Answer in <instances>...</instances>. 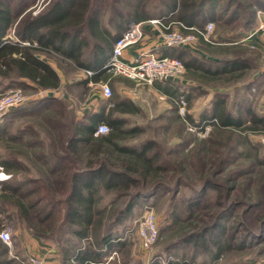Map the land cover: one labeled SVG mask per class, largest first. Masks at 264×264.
<instances>
[{
    "label": "trees",
    "instance_id": "16d2710c",
    "mask_svg": "<svg viewBox=\"0 0 264 264\" xmlns=\"http://www.w3.org/2000/svg\"><path fill=\"white\" fill-rule=\"evenodd\" d=\"M155 1L151 11L157 15L147 13L144 0H52L37 16L28 15L18 24V44L0 37V93L14 88L56 94L67 90L56 70L40 58L51 52L62 57V61L57 58L58 63L68 74L94 72L85 83L76 82L77 86L109 78L113 84L133 85L129 79L113 78L103 67L132 22L153 18L184 34L196 33L191 28L203 30L209 23L216 26L214 32L225 38L224 43L213 46L222 60L206 63L184 47H165L162 54L182 60L188 71L207 73L209 77L201 76L202 80L237 81L254 69L248 55L254 53L253 48L237 42L254 29L258 12H264V0ZM154 87L172 104L159 115L165 117L168 111L170 119L178 123L167 152L148 136L150 129L161 125H130L141 108L135 100L115 93V86L105 114L87 112L77 119L60 94L27 100L7 114L2 121L41 109L39 112L53 115L60 128H68L70 135L63 144L58 137L61 146L54 147L65 154H35L36 160L30 164L28 153V160L20 159L23 151L44 149V141L37 139L27 145L23 140L27 129L21 125L17 135L6 126L0 129V146L6 152L0 155V166L11 176L0 182V230L8 219L29 229L36 238L53 240L61 264H127L123 257L126 225L141 204L167 196L174 222L184 219L193 223L189 231L182 230L180 244L213 252L211 262L223 255H241L250 262L264 258V156L257 146L256 154L248 151L254 149L249 134L264 133V115L248 103L246 95L243 103L228 107L229 95L217 92L199 120H217L212 137L188 149L185 122L176 103L181 96L189 101V96L171 82H156ZM249 87L245 86L251 90ZM188 119L196 123L190 115ZM101 124L110 130L96 137ZM50 127L53 131L57 128L55 124ZM243 158L251 162L239 163ZM190 159L198 164L193 165ZM193 168L197 188L190 182ZM177 248L168 247L164 253L173 254ZM114 254H119L118 260L111 259ZM173 256L153 264H180L179 256ZM0 264H20L9 256L1 240Z\"/></svg>",
    "mask_w": 264,
    "mask_h": 264
},
{
    "label": "rangeland",
    "instance_id": "374dc122",
    "mask_svg": "<svg viewBox=\"0 0 264 264\" xmlns=\"http://www.w3.org/2000/svg\"><path fill=\"white\" fill-rule=\"evenodd\" d=\"M144 1L146 2L143 4L148 8L146 10L147 13H149L150 15L151 14L157 15V13H153L154 10L151 11L157 2L155 0H144ZM261 13H264V12L259 11L257 14V21H256L257 23H258L259 15ZM257 23L254 29L256 28ZM214 29H216V26ZM197 41L198 39L196 40V43ZM217 43H220V42H217ZM221 43H224V41H222ZM243 44H246L247 46H250L253 48L254 53L248 54V55L250 57V61L252 65L254 66V69L250 70L249 73H247L246 75H244L241 79L237 81H227L226 79H225V82H222L220 80L207 81L208 82L207 85L211 89L223 90L224 94L229 95L227 98L228 103H229L228 107L234 104L236 106L238 103H243L242 97L243 95H246V97L248 98V103L252 105L253 107L259 109V112H262L261 114L264 115V34H257L250 41L243 43ZM185 75H186V69H185V73L181 77H184ZM112 76L113 78H116V77L124 78L121 76H114V75ZM75 84H72L70 86L68 85L66 86L64 84L63 86H65L67 90H61L59 94L62 96L64 100H66L72 106L73 112L76 114L77 119H81L82 118L81 114L85 113V109H87L89 106H92L90 105V102H92L93 99L90 98L91 93L88 91L89 90L88 88L83 90L84 89L83 86L79 87ZM136 84L134 83V85H130V84L121 83V82L116 83L115 93L119 94L121 97L122 96L128 97V95L131 96L129 98H132L133 100H135L138 106L141 108L140 112L137 115L132 117V122L130 123V125H133L134 123H136L140 125L153 124L156 127H158L159 125L162 126L155 130L150 129L148 136L153 137L155 140H158V142L161 143V149L167 152L168 148L172 145L173 140L175 139L174 135H175V131L177 130L178 123H175L174 119L172 120L170 119L168 111L165 117H161L160 115L162 114L164 110L171 109V106H172L171 101H169V98L167 96H164V95L159 96L158 94H154V92L151 91L152 86L146 85L144 83H139L137 85ZM248 84H250L249 88L251 90H248L245 88V86ZM73 87H76V89ZM18 89H21L23 91L26 97L25 102L27 100H41L46 97L45 93L42 94L39 91L25 90L23 88H18ZM65 91L67 92L69 96L63 95V92ZM92 91H97V89H93ZM113 94H114V89H113ZM216 95L217 94H215L214 96L210 98L201 97L202 99L200 97L193 96L191 101L190 99L189 101L187 100L188 115H190L196 122H199V120H201V117L205 115V112L210 109V106L213 103ZM108 106L110 107V105H107V107ZM38 108H42V107L38 106ZM33 111L30 113L25 112L26 115L24 116L18 115L17 113L16 115H13V117H11L10 121L6 122V128L14 134L17 133L18 127L20 125L23 128L27 129L26 134L23 135L24 136L23 140L24 142H26V144L30 143L33 140H37V139L44 141L43 143L44 149L37 148L33 150V148H30V149L28 148L27 149L28 151L27 150L23 151L24 149H22L24 154L21 155L20 159L25 161L27 159L26 154L28 153L29 156L31 157L30 164H34L36 160V159L35 160L33 159L35 154H41V153H47V154L51 153L52 154L54 152H57L58 153L57 155L65 154L63 152V149L61 150L58 147L61 146L59 144L60 142H62L63 144L68 141L69 135H70L69 129L60 128L59 124L56 123V121H53L55 120V117L53 115H50L52 116V118H50V116L47 115L46 112L44 113L39 112L41 111V109H37L34 112ZM178 113H179V110H178ZM158 116H160L161 118L160 117L157 118ZM63 118H62V121L64 122ZM52 121L53 123H51ZM182 121L184 122V120ZM192 123H195V122H192ZM51 124H55L57 126L55 131L51 129L50 127ZM64 124L67 125V123H64ZM213 129L214 127L212 128V130ZM28 130L29 131L31 130V131L28 132ZM212 134H213V131H211L210 134L206 138L199 137L197 135H194L193 133H190L187 130V126H186V130L184 131V136H187L189 140L190 145L188 149L191 147L196 148L199 144H202L204 141L212 137ZM261 134L263 133L249 134L248 136L249 142L252 143L251 147L254 148L252 149V153H251V150H248L249 154H252V155L256 154V150L258 147L260 154H261L260 156L262 157L264 156L263 155L264 154V143L262 142L263 140H262V137L260 136ZM58 137H60L59 143L56 142ZM4 138L9 139V137L7 136ZM53 143H55L56 145H53ZM17 146L18 144L16 142V147ZM55 146H58L57 148L59 149V151L55 150L54 148ZM5 153L6 152L3 151V147L0 146V155L5 154ZM0 161H1V158H0ZM27 162L29 163V161ZM250 162L251 160L244 159V158L239 161V163L243 165L249 164ZM192 164L197 165L198 162L194 159L192 160ZM0 168H3V166H0ZM195 168L191 169L193 176L190 178V182L194 185L195 188H197L196 181L198 180V178H197V174H195L196 172ZM6 174L8 173L6 172ZM0 188H1V184H0ZM168 200L169 199L167 196H161L156 199H151L148 203L145 202L144 204H141L140 208L137 210L136 216L132 218L129 224L126 225L125 232H124L125 234L123 236V240H125L126 242V247L123 251L124 252L123 257H124V261L127 262V264H153L155 260L171 259L174 257L173 254H176V256H179V260H181L180 264H264V258H260V259L250 262V260L248 259L246 260L245 258L243 259L241 255L231 256L229 258L223 255L222 258H220L218 261L211 262L209 258H212L214 254L213 252H208L201 248L193 249L192 247L184 246L182 243L180 244L179 240L181 239L182 232L185 230L186 232L189 231L193 223H190L191 221L189 222L187 220L182 221L184 219H182L181 221L174 222V219H172V216H171L170 202ZM147 206L152 207L153 213L156 216V221L158 223V228H159V238L157 242L155 243V245L152 247V249L149 251H146L141 247V243L137 235V222L139 221V219H141V217L145 213ZM1 228L2 229L8 228L12 230L14 239H15V244H16V252L18 253L22 252L20 249L21 243H23L22 241L28 243V241H26L27 236L36 239V237H34L31 234L29 229H27L24 226H20V225L17 227L15 226V223L13 221H10L8 219L3 220V224ZM37 239L42 244H45V246H47V249L48 247L52 248V250L56 253L57 258H58L57 246L53 240H45V239H40V238H37ZM178 246L180 247V249L177 248ZM168 247H176L177 251H175L173 254L167 253V252L164 253ZM20 256H24V254ZM112 258L115 260H118L119 254H114ZM241 259H243L244 261Z\"/></svg>",
    "mask_w": 264,
    "mask_h": 264
},
{
    "label": "built area",
    "instance_id": "2783aa9c",
    "mask_svg": "<svg viewBox=\"0 0 264 264\" xmlns=\"http://www.w3.org/2000/svg\"><path fill=\"white\" fill-rule=\"evenodd\" d=\"M47 0H38L39 6L45 4ZM156 26L163 31L162 44L165 47H184L191 48L195 46L198 36L202 37L206 42L217 44L212 40L215 25L209 23L203 30L191 28L196 33L183 34L178 30H171L172 24H166L161 19H152L145 22H132L129 28L115 42L111 56L103 70L114 76H121L132 81L144 83L149 86L155 85L156 82H170L180 78L185 73V65L182 60L171 56H162L155 53H146L141 56L136 62H128L124 59L127 49L141 43L145 36V25ZM264 34V13H261L258 18L256 28L251 31L245 38L237 43H246L255 35ZM89 76L94 75V72L89 71ZM101 91L106 99H110L113 95L112 88L109 84L101 85ZM25 95L21 89H12L5 93H0V122L12 110L21 106L25 102ZM179 114L184 120L187 130L199 137H207L217 120H205L192 123L188 119L187 99L181 96L177 101ZM109 127L106 124L98 126L95 136L107 134ZM264 143V133L260 135ZM10 175L6 174L3 168H0V182L6 181ZM137 235L139 237L141 247L149 251L155 245L159 238V228L156 221V216L153 213L151 206L146 207V211L137 222ZM0 240L8 247L9 256L17 260L20 264H61L58 260H50L39 254L28 253L22 257L16 252V244L14 235L11 229L4 228L0 230ZM111 259H113L111 257ZM96 264V263H91Z\"/></svg>",
    "mask_w": 264,
    "mask_h": 264
},
{
    "label": "crops",
    "instance_id": "0c3cea01",
    "mask_svg": "<svg viewBox=\"0 0 264 264\" xmlns=\"http://www.w3.org/2000/svg\"><path fill=\"white\" fill-rule=\"evenodd\" d=\"M52 0H47L45 4L42 6H39L38 0H0V37L3 38L4 42L7 43H17L18 40V24L25 19L26 16L30 15L31 17L37 16L39 13H41L44 8L51 2ZM5 17L6 18L5 20ZM7 22H9V26L7 25ZM24 29V28H23ZM175 30H179L178 28H175ZM145 32L146 36L144 40L139 43L138 45H135L133 47H130L126 50L124 59L128 62H136L138 59L141 58L142 55L146 53H155L157 55H162L165 51V46H163V31L161 28H158L156 26H151L149 24L145 25ZM22 33V31H21ZM212 40L215 42L224 41L225 38L220 35L219 33L213 32L212 34ZM203 42H206L203 39ZM25 46H30L29 42H23L22 43ZM211 44V46L205 45L204 43H200V40L198 38L197 43L195 46L189 48L191 52L195 56H199V58H202L203 60L207 62H218L219 60H222V56L219 57L215 54V48L213 46H216L217 44ZM15 58H18V54H14ZM40 58L42 61L46 62L47 64L51 65L58 75L61 78L62 85H72L76 82H84L90 78L88 75V70L83 71H75L71 73H67L58 63L59 61H62V57L58 56L55 53L51 52L50 56L46 55H40ZM58 58V59H57ZM107 63V62H106ZM92 72V71H91ZM188 76L180 77L177 79H174L171 82V84H174L179 91L187 93L189 96L190 101L192 100V97H203V98H210L214 96L217 92H223V90L220 89H211L207 85V81H211L208 79H201V76H205V78L209 77L207 73H202V71H199L195 73V69H190L189 71L186 70ZM189 72V73H188ZM193 76L197 77L198 80L193 79ZM18 79V77H16ZM1 80V77H0ZM25 80V79H24ZM27 80V79H26ZM73 80V81H71ZM73 82V83H72ZM112 79L109 78L108 80L100 79L98 82L90 81L87 86H83V90L86 89V87L89 89L88 91L91 93L90 98L93 99L92 102H90V105L87 109H85V113H82L81 116L83 117L87 112L99 114V113H107L108 107L107 102L109 99H106L101 91V85L102 84H109L110 87H114L115 83H112ZM134 82V81H133ZM72 83V84H71ZM135 84L137 82H134ZM139 84V83H137ZM136 84V85H137ZM134 85V84H133ZM65 87V86H64ZM80 87V85H79ZM111 87V88H112ZM76 89V87H73ZM16 89V88H14ZM93 89H97V91H92ZM12 90V89H10ZM9 91V90H8ZM42 94L45 93L46 97L48 96H57L59 93L56 94L54 91H42L38 90ZM151 91L154 92V94H158L159 96H166L162 91L158 90L156 87L152 86ZM44 94V95H45ZM63 95H68L67 92H63ZM69 96V95H68ZM131 97L128 95V98ZM132 99V98H130ZM202 99V98H201ZM200 100V99H199ZM109 105V104H108ZM11 117L9 119H6L2 121L0 124V129H2L4 126H6V122L10 121ZM26 241L28 243L22 241L21 243V254H24L26 256L28 253H36L39 254L47 259L50 260H58L56 253L52 250V248L47 249V246L45 244H42L37 238H31L27 236ZM22 256V257H24Z\"/></svg>",
    "mask_w": 264,
    "mask_h": 264
}]
</instances>
